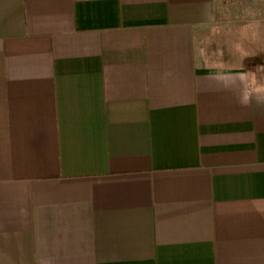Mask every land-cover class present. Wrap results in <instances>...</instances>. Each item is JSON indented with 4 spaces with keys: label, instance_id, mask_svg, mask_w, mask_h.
Listing matches in <instances>:
<instances>
[{
    "label": "crops",
    "instance_id": "0c3cea01",
    "mask_svg": "<svg viewBox=\"0 0 264 264\" xmlns=\"http://www.w3.org/2000/svg\"><path fill=\"white\" fill-rule=\"evenodd\" d=\"M0 264H264V0H0Z\"/></svg>",
    "mask_w": 264,
    "mask_h": 264
}]
</instances>
